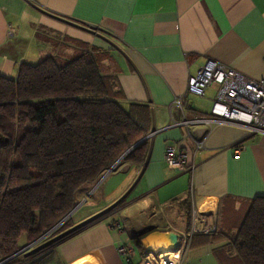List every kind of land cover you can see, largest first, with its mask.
Here are the masks:
<instances>
[{"label":"crops","instance_id":"obj_1","mask_svg":"<svg viewBox=\"0 0 264 264\" xmlns=\"http://www.w3.org/2000/svg\"><path fill=\"white\" fill-rule=\"evenodd\" d=\"M94 49L115 81L114 99L149 106L145 158H119L78 193L61 233L74 232L19 264H125L120 244L138 236L145 253L164 251L158 234L189 232L194 211L215 231L193 235L181 264H220L222 241H191L235 231L250 199L264 196V134L210 115L217 84L201 97L186 86L207 60L264 78V0H0V76L15 79L22 63L64 62ZM181 96L182 108L174 102ZM168 145L185 147L194 166L167 164Z\"/></svg>","mask_w":264,"mask_h":264},{"label":"trees","instance_id":"obj_2","mask_svg":"<svg viewBox=\"0 0 264 264\" xmlns=\"http://www.w3.org/2000/svg\"><path fill=\"white\" fill-rule=\"evenodd\" d=\"M95 51L64 62L46 57L22 63L15 79L0 76V259L62 221L77 205L78 193L150 131L149 106L114 99L115 81ZM145 155L143 141L123 160L138 164ZM71 224L70 216L56 233ZM207 240L222 241L220 264H264V196L250 199L235 231L201 234L191 243ZM132 243L144 256L138 236ZM14 258L6 264L21 263Z\"/></svg>","mask_w":264,"mask_h":264},{"label":"built area","instance_id":"obj_3","mask_svg":"<svg viewBox=\"0 0 264 264\" xmlns=\"http://www.w3.org/2000/svg\"><path fill=\"white\" fill-rule=\"evenodd\" d=\"M262 62H264V59H262ZM211 84L218 85V91L210 107V115L213 118L241 125L251 133L258 132L264 134V78H249L222 62L207 60L195 75L189 77L186 93L201 97L204 95L205 89ZM183 97H177L174 100L181 108ZM196 121L210 122L211 120L202 118ZM194 142L196 144V150L203 147L201 140L195 139ZM235 152L238 154L240 148H236ZM164 161L169 165L184 163L190 169L194 166V163H191L189 160L188 150L180 145H168L164 151ZM109 173V169L106 170L95 185L100 183ZM201 222L200 215L194 211L192 226L189 232H181L178 234V249L164 251L152 249L145 253L138 264H181L182 253L188 247L193 235L201 231H215L214 226H209L204 229L200 225ZM58 226L51 228L36 240L25 244L12 256L0 259V264H6L9 260L18 256L19 253L33 248L36 243L44 241ZM118 252L123 256L125 264H131L133 262L135 250L131 242L120 244L118 246ZM163 254L165 255L163 256Z\"/></svg>","mask_w":264,"mask_h":264},{"label":"rangeland","instance_id":"obj_4","mask_svg":"<svg viewBox=\"0 0 264 264\" xmlns=\"http://www.w3.org/2000/svg\"><path fill=\"white\" fill-rule=\"evenodd\" d=\"M78 203H80V201H78ZM70 217V216H69ZM221 217H223L224 219L229 218V215L227 213V211L225 210H221ZM68 218V217H67ZM57 228H55L56 230ZM53 231L50 233V235L44 239V241H41L39 243H36V245L31 248L28 249L26 251H23L21 253H19L18 256H16L14 259L19 260V261H23V260H29L30 258L33 259L32 257L38 255V254H42L43 252L46 253L48 252L49 247L53 244V243H57L58 241H55L59 236H61V232L60 233H56L57 231ZM54 241V242H53ZM23 242V241H21ZM53 242V243H51ZM51 243V244H49ZM134 250H135V263L139 260L140 258V251L139 249H137L134 244L132 243ZM30 259V260H31ZM145 264H149V263H145Z\"/></svg>","mask_w":264,"mask_h":264},{"label":"water","instance_id":"obj_5","mask_svg":"<svg viewBox=\"0 0 264 264\" xmlns=\"http://www.w3.org/2000/svg\"><path fill=\"white\" fill-rule=\"evenodd\" d=\"M150 136V134H147L145 137H143L141 140H139L136 144H134L129 150H131L133 147H135L136 145H138L139 143L143 142V141H146L147 138ZM128 150V151H129ZM127 151V152H128ZM126 152V153H127ZM124 153L121 158L126 154ZM115 169V166H112L109 171H114ZM74 210V209H73ZM72 210V211H73ZM72 211L66 216L63 218V220H65L67 217H69L72 213ZM62 220V221H63ZM62 221H60L58 224H56L55 226H58ZM54 226V227H55ZM159 235V239L161 241L164 242L165 246H163L164 248L163 249H166V250H176L178 249L179 247V236L176 232H173V231H165V232H161L158 234Z\"/></svg>","mask_w":264,"mask_h":264},{"label":"bare ground","instance_id":"obj_6","mask_svg":"<svg viewBox=\"0 0 264 264\" xmlns=\"http://www.w3.org/2000/svg\"><path fill=\"white\" fill-rule=\"evenodd\" d=\"M165 254H163V256H164Z\"/></svg>","mask_w":264,"mask_h":264}]
</instances>
